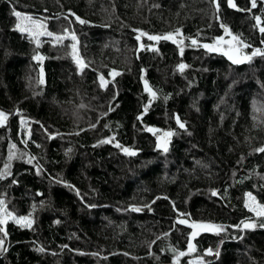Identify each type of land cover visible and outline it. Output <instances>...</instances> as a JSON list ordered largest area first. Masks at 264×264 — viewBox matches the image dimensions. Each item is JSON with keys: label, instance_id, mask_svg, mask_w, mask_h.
<instances>
[{"label": "trees", "instance_id": "1", "mask_svg": "<svg viewBox=\"0 0 264 264\" xmlns=\"http://www.w3.org/2000/svg\"><path fill=\"white\" fill-rule=\"evenodd\" d=\"M218 3L0 0V264H264V56L201 47L264 50V0Z\"/></svg>", "mask_w": 264, "mask_h": 264}, {"label": "snow or ice", "instance_id": "2", "mask_svg": "<svg viewBox=\"0 0 264 264\" xmlns=\"http://www.w3.org/2000/svg\"><path fill=\"white\" fill-rule=\"evenodd\" d=\"M215 6L217 7V9H219V3H218V0H213ZM228 3H229V6L230 7H236V5L233 3V0H228ZM251 4H252V7H256V0H251ZM15 15L17 17H20V13L19 12H16ZM255 19L257 20V22L259 23L260 22V18L259 17H255ZM81 23H84V21H80ZM19 27V25H18ZM22 31L24 29H21ZM259 30L264 33V26L260 27ZM41 35H43L44 33H40ZM48 36H52L51 33H47ZM66 37H62V36H57L55 37V39L57 41H62L63 39H65ZM150 40H159L161 39V37H157V36H149L148 37ZM171 37L170 36H165L163 37V39H170ZM71 39L73 41L76 40V37L75 35H72L71 36ZM139 39V37H138ZM232 40L234 41H238L239 42V38L236 37V36H233L232 37ZM193 44L196 43L195 40L192 41ZM205 48H207L209 51H215L216 49L214 47H212L211 45H204ZM244 47H248V45H244ZM72 48L73 50L75 51V44L72 45ZM183 51V49H181V52ZM225 54H228V53H225ZM256 55H261V56H264V50H261V49H255L252 54L250 56H245L244 59H247V60H251L253 56H256ZM229 59L232 60L233 63H240L242 62L240 59L238 58H234L233 55H229ZM77 62L80 64L81 66V70H83V68L86 66L84 65L83 61L82 60H79V58L77 57ZM185 67V65H180V68L181 70H183V68ZM119 73H113V75H118ZM155 92H152V96L155 97ZM5 119L4 117V114L3 113H0V122H2V120ZM178 124H179V127L180 128H184V124L183 123H180L179 120H177ZM149 131H152V129H149ZM173 135V133L171 132H167L165 133V136H171ZM14 147V146H13ZM163 149L164 151L166 152L168 149L166 146H163ZM125 151H128L127 149H125ZM260 151H264V149H260ZM134 154V153H132ZM12 157L10 156L9 159H11ZM5 173H0V176L4 175ZM213 195H217L216 192H213L212 193ZM249 197L252 199V200H255V197H252L251 194L249 193L248 194ZM3 204L4 202L2 200H0V210H3ZM246 207H248V205L246 204ZM134 210H138V209H134ZM250 211H253L256 213L257 216H261V217H264V205H258L256 208H249ZM6 215H11L10 213H6ZM5 221L3 219H0V224H3ZM186 221L185 220H180L179 223H185ZM244 228H254L256 227V225L254 223H244ZM261 227H264V222H262L260 224ZM191 227L193 228H196V227H203L205 229H207L208 227H211V226H208V225H196V224H193L191 225ZM217 228L219 229V226H217ZM219 230H222V229H219ZM195 235V233L193 234ZM3 244V241L0 240V245ZM209 253H211V250H209Z\"/></svg>", "mask_w": 264, "mask_h": 264}, {"label": "rangeland", "instance_id": "3", "mask_svg": "<svg viewBox=\"0 0 264 264\" xmlns=\"http://www.w3.org/2000/svg\"><path fill=\"white\" fill-rule=\"evenodd\" d=\"M19 27L20 28H26V29H29V30H31V32H32V36H35L34 38H35V40L36 41H38V36L40 35V33H41V28L39 27V24H38V21H36L35 19L34 20H32V21H27L26 19H21L20 21H19ZM236 44V41H234V40H232L230 37L228 38V39H226L225 41H224V46H222L224 49H226L227 47H230V48H232L233 47V45H235ZM73 50V49H72ZM230 53H232V55H233V53H234V51L232 50V49H230ZM236 54H234L233 55V57L235 56ZM72 60L75 62V63H77V64H79L78 62H77V55H76V53H75V51L73 50V53H72ZM3 121H4V119L2 120V122H0V125H2V123H3ZM248 205V207H246V208H256L258 205L253 201V200H250L249 198H247L246 199V201H245V205ZM254 214H256L255 212H253ZM0 219H3L5 222L8 220V219H10V220H12V222L13 223H15V224H20L21 222L23 223V221H21V220H19V219H17L16 217H13V216H10V215H6V214H4L3 213V210L1 211V213H0ZM246 223H249V222H246ZM201 225H204V224H201ZM212 230V227H208L207 229H205V228H203V227H199V228H197L196 230H195V234L196 233H198V232H209V231H211ZM193 233V234H194ZM194 264H198V261H196Z\"/></svg>", "mask_w": 264, "mask_h": 264}, {"label": "water", "instance_id": "4", "mask_svg": "<svg viewBox=\"0 0 264 264\" xmlns=\"http://www.w3.org/2000/svg\"><path fill=\"white\" fill-rule=\"evenodd\" d=\"M213 3H214V2H213ZM77 20L80 22L79 19H77ZM221 29H222V28H221ZM224 32H226V29H225ZM139 34H141V33H139ZM165 36H170L171 38H170V39H163V37H165ZM158 37H161V39H159V40H153V41H154V42H166V43H175V42H176V36H174V35H161V36H158ZM224 37H225V33H224L220 38H224ZM178 42L181 43L180 40H179ZM204 45H211V46L214 47L216 50H215V51H209L207 48L204 47ZM201 47H202L203 49L207 50V51L210 52V53H216V52L218 51V49H219V45H218L217 42H215V43H203V44H201ZM150 48H153V47H150ZM139 49H141V46H139ZM247 61H248V60L245 59V60H243L241 63L243 64V63H246ZM35 62L38 63V68H37L38 76H39L41 79H43V78H44V71H43V58H42V56H41L39 53L37 54V56H36V58H35ZM113 73H116V72H112V75H113ZM177 120H179V119L175 116V117H174V122H175L176 126H177L179 129H183V128H180V127H179V124H178ZM179 122H180V121H179ZM180 123H181V122H180ZM153 132H155V131L153 130ZM167 132H171V131H163V132H161V133L158 135V137H156V139H155V145H156V147H157L159 150H161V151H164L163 146H166V147H167L168 144H169V142H170V140L172 139V135H171V136H165V133H167ZM171 133H173V132H171ZM262 149H264V147H263ZM259 152H261V151L259 150Z\"/></svg>", "mask_w": 264, "mask_h": 264}, {"label": "flooded vegetation", "instance_id": "5", "mask_svg": "<svg viewBox=\"0 0 264 264\" xmlns=\"http://www.w3.org/2000/svg\"><path fill=\"white\" fill-rule=\"evenodd\" d=\"M224 33H225V37L224 38H220ZM224 33H222L221 36L214 38L213 41H212V43L217 42L218 45H219V49H218V51L216 53H214V55L221 56L222 58H224L225 60H227L229 63H231L233 65H238L241 62L240 63H233L232 60L229 59V55H232V53H230V49H232L234 51L233 55L236 54L234 56V58H238L241 61L244 60V57L245 56H250L251 54L246 53V51L242 49L244 47L239 46L237 44L233 45L232 48L227 47L226 49H224L222 47V46H224V41L226 39H228L229 37L232 39V37L228 33H226V32H224ZM138 41H139L138 46H141V47H153L155 49L156 48V45H157V42H154L153 40H150V39H148L147 43H145V44L141 43L140 42V39H138ZM177 42H178V39L176 38V42L175 43H172V44L175 45ZM225 53H228V54H225ZM196 225H199V224H196ZM189 228H192L193 229V227H191V226ZM196 228H199V227H196Z\"/></svg>", "mask_w": 264, "mask_h": 264}, {"label": "bare ground", "instance_id": "6", "mask_svg": "<svg viewBox=\"0 0 264 264\" xmlns=\"http://www.w3.org/2000/svg\"><path fill=\"white\" fill-rule=\"evenodd\" d=\"M77 19H79L80 21H82L80 18H78V17H75V20H76V22L77 23H81V22H79Z\"/></svg>", "mask_w": 264, "mask_h": 264}]
</instances>
